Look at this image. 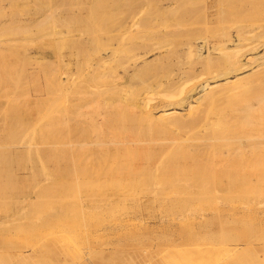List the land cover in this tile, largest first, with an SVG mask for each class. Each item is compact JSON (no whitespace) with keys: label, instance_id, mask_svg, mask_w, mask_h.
Masks as SVG:
<instances>
[{"label":"rangeland","instance_id":"obj_1","mask_svg":"<svg viewBox=\"0 0 264 264\" xmlns=\"http://www.w3.org/2000/svg\"><path fill=\"white\" fill-rule=\"evenodd\" d=\"M196 1L202 2V0H196ZM36 2H38L39 5L40 4L41 5L39 6L38 3L36 4ZM49 4H51L52 6L48 7ZM73 4H74V8L72 6ZM175 4L176 3L169 4L166 0H75V1L68 0V3L67 0H56V1L55 0L52 1L0 0V108H1L0 124L4 122L5 124L8 125V126L6 125V127H8L6 129V132L8 133L13 131L17 133V130L19 129L18 133L21 130V132L24 131L23 133H21L23 136L26 135L27 137H31V139L26 138L25 140L27 141L35 140L34 141L35 144H33V146L35 145L34 149L29 148L33 150L35 156L34 158L33 153H31L32 151L29 150L30 151L29 155L32 154L31 158L32 157L34 158V160L32 158L31 161L30 156L28 157L22 156V155L26 156L27 154L26 152H23L25 151V149H27L26 146L27 141L23 142L25 141L23 140L24 138L23 136L19 135L20 142L19 140H17V142L13 146V148L16 149H13L12 146H9L8 148L7 146L3 145L2 141L5 140V137L7 136L8 133L4 134L5 129L1 130L5 126V124H3L2 127L0 125V134L2 132L1 134L2 137L3 135H5L4 138H2L4 140L0 138L2 147L5 146V148L7 147L8 149H10L11 147V149L14 150V151L11 150L13 152H10L9 150V153L11 158L12 159L14 158L13 162L15 161L13 163L12 159H9L10 156L8 157V154L6 153L4 155L8 157V158L6 157L7 161L9 159V161L11 160L10 162L12 163H7V162L2 163L3 155H0V158L2 159V160L0 159L1 160L0 175L2 174L1 175L2 177L0 176L1 177L0 181L3 183L0 184L1 186L0 189H2V187L5 186V188L2 189L4 192H2V190L0 192L1 194L0 195V264H264V242L263 240L257 241L258 237H264V230H262L263 229L262 227L264 226L259 227L257 222L255 221V217L253 215H249V213H247L246 211L243 210L241 211L240 208H237L235 212L230 211V204H229V199H231L229 195L231 196V194L232 196L235 195L234 198L232 197V199L233 201L237 200V202H239V199H241L242 197L243 198L244 196L247 197L246 195H248L249 200H253L258 196L260 197L264 196V181L259 180L260 182H256L258 179L255 178L256 181H254V179H252L251 177L250 179H248L249 177L248 178L245 177L244 180V176L242 178V176H238V174L237 175L234 174V172H237L239 167L235 168L233 163H231L232 167L236 169L235 171H232L233 172L232 173L230 172L231 168L227 167L228 164L227 165L225 164L226 160L223 161L225 157L226 159L228 158L230 162H232L231 159L235 158L233 162L236 161V164L239 166L240 164H242V162H244L247 159L246 158L247 154L249 160V158H251L250 156L253 154L251 151L254 150V152L256 153L255 149L260 144L261 141H262L261 142L262 145L260 144V147H257V150L261 151V148L262 150H264L263 149L264 147H262L264 146L263 145L264 139L261 138V136L264 135V131L262 132V130H264V125H263L264 115L262 116V114H264L263 112L264 104L262 102H259L258 99L255 97L257 94H261L262 91L264 92L263 89L264 81L262 79V76H258V78L254 76L249 80L250 82L246 81L239 86L236 85L235 87L239 88L237 89V91L239 90L238 92H236L234 86L231 88V90L233 91L231 90L228 92L226 91L229 90L231 86L225 87V88L229 87L226 90L223 87L222 89L224 91L222 92H220L222 90L221 88H219L221 89L220 91H217L219 89L215 90L217 91L216 94L217 99L214 100L216 102L214 104L216 105V107L215 106L213 107V105H211V107L217 108L220 106V108L219 109L217 108L218 112H215L217 110H214L213 111L214 114L211 113L213 115V117L210 118L211 120L204 117L205 120L207 119L211 121V123L208 121L204 122L205 120L201 118L203 116L202 114H205L203 110L205 111V108L206 110L208 108L207 107L208 98L206 100L205 98H203V100L205 101H203L202 99L199 100V101H203L202 103L201 102L199 103V101H197L199 104H203V105H199L197 102L193 101L191 106L190 105L186 106V108L182 110V113L184 115V116L182 115L183 120L185 119V121L187 120V122L188 121L190 122L193 121V119L195 118L197 120V123L199 122V124L186 125L180 127L179 125L177 126L173 124L172 125L167 124L168 126L171 127L172 126H177V127H172V128L167 127L165 129L161 128L160 126L161 123H162L161 125L166 123V121L164 122V119H163L164 123L162 122V120L157 119L156 121H154L155 122L154 124L153 121L152 122L148 121V123L146 122L147 123L146 124L145 123L146 120L143 118L140 112L141 106L140 107H138L137 105L129 106V104L126 103L125 105H128L126 107H128L129 109L128 111L130 113L129 114L127 112L126 114L128 117L132 116L135 123L133 125L126 124L129 126V128L125 130L126 127H123L122 123L120 124L118 123L122 120L124 116H121L122 115L121 111L116 109L115 114H113L114 115L113 117L116 118L115 120H117V123L119 124V126L118 124H116L117 138L118 140H120L119 143L117 144L118 148L116 149V153H119L117 156L118 159L115 161V163L112 161H110L107 164L100 163L98 161L99 151L97 150L99 148L97 146L93 147L94 150L92 151L94 153L90 155V158H92L94 164H92L91 166L93 167V169L96 170L99 176L95 175L97 176L96 177L97 181L92 183L93 186L91 187H93L94 191L92 192L93 195L91 197L79 198L77 196H72V195L68 196L69 193L66 192L67 185L65 183L66 176L64 174L65 171H64V164L62 162L63 160H60L59 158H57L58 160H56L54 155L55 151L62 149L58 152V154L61 152L59 155L62 156L65 152V149H63L64 146L63 144L62 146L58 145L57 147L58 150L54 147V145H52V147L55 150H53V148L51 149V146H49L51 144L48 142H51L50 140L54 139L55 136L59 137V139L61 138L60 139L61 141L64 139L65 125L63 124L64 122H62V120L64 118L63 109H65L64 104L66 103L67 95H66V90H64V86L63 85L61 86L55 77H57L56 74H59L64 69L63 59L66 53V47L64 41L67 39L68 35L94 34L101 36L114 32L115 27L113 26L117 27L118 31L116 30V32H120V33L122 32V34L124 33L125 36L132 34L146 35V36L147 35L154 36L156 34H166V35L170 34L175 36L180 35L183 38V36L186 35L185 32L187 31L186 32L187 36L186 38L184 37V41L179 36L181 39L177 38L174 39L173 41L174 44L177 45L175 46L174 44H172V47H178L177 49H179L182 55L179 54V52L177 54H173V53L166 54L165 50H155L145 55L144 59L142 58L140 61H138L139 66L144 65L146 61L147 63L149 62L151 63H149L150 65L148 64L149 66L147 65L148 68L146 69L148 70V72L145 76L146 77L145 80H142L141 76L131 77L130 90L135 93H139L142 100L147 102L148 105L151 107V109L155 113H157L162 109V105L164 104L163 102V99L165 97L164 95L166 94V89H164L165 86L164 87L160 86L157 83V80H159L160 77H162L161 80L163 81H165L168 78L165 82L169 80H172L173 83L177 82V84L175 85L172 84L173 88L172 87L169 88V90L171 89V93L173 92L176 93L178 91L181 92L182 88L190 89L195 85L193 83H196L195 87H200L199 85L203 84L200 83L201 81L198 79L199 75L194 77L192 72L189 71V73H191L192 75L187 73L188 68L190 67L189 61L192 62L194 58H195L194 60H196V57H194V54L196 53L195 52L191 53L193 54L191 55L193 56V58H190L192 60L187 61V59L190 55V52H188V46L190 43L189 41L191 40V37L189 36L188 33H190V35L193 34L194 37L192 36V39L195 38V36L199 37V35L201 36V34L205 32L203 28L205 27V25L204 23H201V20H199L200 21L199 22L197 21V19L195 20L196 23L194 22V20L193 21L190 20L186 25L185 24L183 26L176 25V20L178 18L180 11L178 6H176ZM161 5L163 6L161 7ZM54 8L56 9V12ZM66 8H68V11H66ZM33 10L35 12H32ZM62 12L64 15H60L61 16L60 17L59 13L62 14ZM48 13L51 16H49ZM52 13H55L56 16H58V19H55L57 17L55 16L54 18ZM72 13H75L76 15L78 14V16L76 15L71 16ZM32 14H37V15H32ZM46 14L48 15L47 17H45ZM74 16H76V18ZM11 18H13L14 24L11 22L12 21ZM18 19L21 20L22 23ZM16 20H18L17 23L14 22ZM8 22L11 24H9ZM23 24L27 26L29 30L27 29V27L25 28ZM22 25L23 28L25 29L22 28ZM112 27L114 28V30ZM109 29L111 30V32H108ZM197 29L199 35H197L198 33ZM192 30L194 31L192 32ZM54 31H56L55 32L56 34L57 32L59 34L61 33L60 35H62L63 37L57 34V36L59 35L60 37L59 36L56 37L58 38V40L55 39L53 35L54 33L52 34V32ZM104 31L107 33H105ZM189 31H191L192 33ZM46 32L48 33V35ZM49 34H52V36ZM176 40H178V42H176ZM181 40L183 44L185 42L186 43L189 42L187 43L188 45L187 46L186 44L183 45ZM10 42L11 43L13 42L15 46ZM179 42H181L180 44L182 46L179 45ZM15 47H18V49ZM185 48L187 49V51ZM186 61L189 64H187ZM200 65L201 64H198L197 68L198 67L202 68V66ZM201 68L199 69L200 71ZM185 69L187 71H185ZM171 72L173 73L171 74ZM185 72L189 77L185 74ZM130 73H132V71ZM202 74H205V72H202ZM202 74H200V78H202L201 77ZM169 75L171 76L168 77ZM203 76H206V74ZM62 77H64V75H62ZM53 78L54 80H52ZM190 78H192V80ZM258 79H260L261 81ZM202 81L204 82V80ZM53 83L57 85L55 86L53 85ZM245 83L247 87L244 85ZM250 83L253 85H249ZM252 86L254 88H252ZM245 87L247 90H249V94L245 89ZM234 90L236 93L239 94L238 95L234 94L235 93ZM255 90L260 92L257 93V91ZM169 92H167V94H169ZM180 92H178L177 94H179ZM254 92L257 94L255 95ZM225 93L227 95H225ZM219 94H220V98H218ZM198 95L199 94H196V96ZM234 95L236 96L234 97ZM225 96L227 98H225ZM250 96L253 99H250L251 98ZM119 103L123 104L124 102H119ZM119 103L116 102L115 105ZM245 104L251 105L248 106L252 108L251 109L252 112L251 110L249 111L248 108H245L246 106ZM242 105L244 110L238 113L237 110L240 109L237 108L239 107L243 109ZM221 107L224 114H222L223 113L222 111L220 112ZM232 109L234 111H232ZM245 109L247 110L245 111ZM258 111L260 114H257ZM232 112L234 113L232 114ZM199 113L202 114L200 115ZM22 114H24L28 119L26 120V117ZM229 115L230 117L228 118ZM22 116H24L23 119L20 118ZM54 116L56 117V119H60L59 120L60 126L53 125L55 123L54 121L51 120L55 119ZM216 117H219V119H217ZM199 118L203 119L204 121L203 120L201 121V119L199 120ZM230 118H232V120H228ZM260 118H262L263 121L262 120L260 121ZM175 119L176 118H174V120ZM212 119H214L215 123H213ZM48 120L49 122H47ZM165 120H167V122L169 120L172 121L173 117L172 120L170 118H166ZM217 120L219 121L221 120V121L219 122ZM222 120L223 122L225 120V122L223 123ZM249 120L252 122L250 123ZM156 122H158L157 125ZM231 122L233 124H230ZM248 122L250 125H248ZM225 123H228L229 125L227 126L226 124L227 126L226 127ZM51 124L52 126L55 127V129L58 127V129H56L55 132H57V130L59 129L61 130L58 131L57 133H53L52 129L54 128L51 127ZM214 124L215 125L219 124V126L217 125L216 127H214L215 126ZM29 125H31L33 128L30 127ZM42 125L43 128L46 125L44 130L42 129ZM221 125L224 127H222ZM140 126H142L143 129ZM229 126L230 128L233 126V128L230 129ZM256 126H259L258 128H261V126H263V128L262 130H260L257 129ZM49 127L50 129H48ZM120 127L123 128L121 129ZM147 127H149L150 129L149 131ZM253 127H255L256 129ZM140 128L142 129V131L144 130L145 132L140 131L141 130ZM132 129L135 131L134 133ZM41 130L43 131V133ZM218 130L219 132H217ZM48 131L50 132L52 131L53 134ZM258 131L260 133H257ZM136 132L138 134H135ZM255 132L257 135H255ZM50 134L51 136H49ZM59 134L61 137L59 136ZM252 134L253 136H251ZM57 137L55 138L58 140ZM258 139H260L261 141H259ZM257 141H259V143ZM44 142H46L47 144H45ZM33 146L31 145V147ZM5 148L4 149L2 148V150H5ZM18 149L21 150V153H19L20 151H18ZM118 149L119 151L117 152ZM126 151H128L129 154ZM183 151L184 153L186 152L187 154L186 153L183 154ZM259 151H257L256 156L259 155L258 153H262ZM1 152L2 151H0V154ZM178 153H181V155ZM38 154L40 155V157L42 156L41 159L39 158ZM235 154L237 157L235 156ZM238 154L240 155L239 157L243 159V161L239 160L240 158L238 157ZM263 154L264 152L260 155ZM12 155H14V157ZM52 155H54V158ZM150 155L152 156L154 155V157ZM175 155L177 156V158L175 157ZM182 155L183 157H188V158L189 156H191L190 157L191 161H192L191 158H193V161L195 162L196 165L192 161L193 162L192 165L193 164L194 165L191 169L196 170L197 173L196 172L194 173L193 172L194 170L191 171L189 169V167L192 166L191 165L188 167V163L191 164L190 161L188 162V160H184L183 157H180L183 158V161L182 159H178L179 158L178 156H182ZM260 155L258 157L256 156L255 157L258 159ZM244 156L246 158L245 160L243 158ZM263 156H261V158ZM164 157L166 158L164 159ZM169 157L172 159H170ZM220 157L224 159L222 160ZM237 158L239 161L237 160ZM251 159L254 160V162L253 161L250 162L256 163L254 157ZM263 159L264 158H262V160ZM24 161H26L27 163ZM176 161H178L179 163H177ZM18 162L20 164H18ZM248 162L249 161H247L246 163L248 164ZM174 163L175 164L177 163L176 165L178 167L180 166L179 168H181V165L183 167H188V168H184V170L181 169L182 170L181 171L180 169H178V167L176 168ZM212 163L215 164V166L213 165L214 167H212ZM184 164L186 165L184 166ZM243 164L240 165V168H244L245 166L248 167L247 164L246 165ZM170 165H172L177 169L175 173L177 171H180L182 173L187 169L186 172L183 173H186L187 175L189 173L190 180L191 178L193 180L191 182L189 181V179L188 180L185 179L186 182L183 181L182 180L183 178L181 177H184L185 176L184 174L181 177L178 176L179 182H177L178 179L176 181L175 177L178 174H175L174 172H173L174 174H172L174 175V179L171 174H169V176L170 175L171 176L169 177L170 179H168L166 177V175L168 174L166 173L169 170L168 167L171 169L172 166L170 167ZM132 166L133 168H135L136 172L139 171L140 172L137 174L138 176L137 175L135 176V178L130 179V177L128 178L126 176L127 178L126 180L125 174L127 171L130 170L129 168H132ZM115 167H117V169ZM213 168L218 170V171L216 170L217 174L214 172L215 169ZM209 169H212L213 172L211 173L212 170L209 171ZM109 170H112L111 171L112 175ZM164 170L166 173L163 172ZM188 170H190L191 173L190 172L187 173ZM232 170L234 169L232 168ZM160 171L162 172L160 173ZM107 172H109L110 174ZM117 172L119 173L121 172V173L117 174ZM200 172H202L201 175L204 174L203 178L201 179L200 176L199 178L198 176H196V174L198 173H199L198 175H200ZM164 173L166 175H164ZM227 173H231V174L229 175ZM122 174L124 176H122ZM192 174L195 177H193ZM232 174H234L235 177L237 178L238 177L242 178V180L239 178L241 181L240 182L239 179L237 180V178L232 176L233 179L237 180V181L234 180L235 183L239 181L237 183V186L234 185L235 183L233 179L230 180ZM109 175L112 176L114 179L113 178L111 179ZM228 175L230 177H228ZM159 176H161V178ZM149 177L152 178L149 180ZM120 178H122V180H120ZM143 178H145L147 181L143 182L142 181ZM129 179L131 180V184ZM229 180L233 181V183L232 182L230 183ZM7 182L8 184L10 183V186L7 184ZM251 182L253 184L255 183V185L253 184L250 185ZM126 183L128 187L130 186L131 187H130V192L128 193L129 195L128 194L127 196L125 195L126 196L125 198L122 197L124 199L121 198L123 200V201L121 200L122 203H119L121 201L118 200V204H117L116 199H115L116 201H114V199L110 198L114 202L112 201L113 204L110 202V207H108L106 203L109 205L108 202L111 200L107 201L108 199L106 200V198L108 197L102 198V196L100 197L99 195L96 194V193H100V191L106 192L110 190L112 187L117 189L116 188L117 185H119L120 187L121 185L122 186H124V184L126 185ZM142 183L143 185H141ZM181 183L184 184L182 185ZM229 183L237 188H240L239 184H242L241 185L242 188L235 189V187L233 186V188L231 189V185ZM14 184H16L17 187ZM34 184L37 186L33 187ZM46 184L50 185L51 187L58 186L59 189L60 186H62L63 188L61 187V190L58 191L56 190L58 188L55 189L54 187L55 193L50 192L47 196V194L45 193H47L48 188H50L49 189L50 191H52L53 188H51ZM133 184H135V186H133ZM113 185L116 186L114 187ZM12 186H14L13 189L16 191L14 194L19 195V193L21 194L23 191V196L26 202H29L31 205H35L36 208H40L38 213L39 216L38 215L35 216L37 214L36 211H38V209L35 208L36 213L34 215V213L31 210H29V208H25L18 205L20 202L15 205H10V206L8 205L7 206L8 209H5L6 204L8 202H11L10 201L11 198L9 197L11 193L5 191L11 189ZM20 187H22V189ZM37 187H39L40 189ZM44 187L47 188L46 192L44 191L46 188L44 190L42 189ZM119 187L118 189L121 188ZM226 187H228L227 188L228 190L226 189ZM16 188H19L20 191L17 190ZM101 189H103L104 191H102ZM180 190L184 195L180 193ZM225 190L227 192H225ZM237 190H243V191H241L242 193L238 191L239 192L238 194ZM39 191H43L44 192L43 194H45L48 198H46L45 196L41 197L43 194L42 192ZM57 191L60 197H62V195L60 194H64L63 197L67 199V201H65L64 199L61 200L66 203L67 205L66 209L69 210L68 212V210L66 211V209H64L63 213L66 211L68 212V215L66 213L62 214L64 216L58 217L61 218L59 221L56 218L57 216L61 215L57 213L58 211H60V209L58 208L59 210L58 211L56 210L57 211L56 213L59 215L56 214L55 216V211L52 212L54 207L50 206L52 207V211L50 210L49 214L55 216L54 218L55 220L53 219V216H51L52 218L51 219L48 214L45 213L44 214L45 216L49 217V219L47 218V220L49 221L53 220L56 222L48 223L49 221L46 220L47 221L45 222L46 228L44 224L43 225L44 229L41 227L42 229L39 228L41 229V232H37L35 221L37 220L40 221L41 219L39 218L41 217V215H43L42 212L46 210L44 209L43 211V208L41 209V206H44L45 208L47 204L51 205V203L50 204L47 203L48 202L47 199H49V196L50 198L56 196ZM62 191L63 193H61ZM67 191L69 190L67 189ZM2 193L4 194V196ZM5 193L8 194V198H6L7 202L5 201V198H2L5 197ZM191 193L194 195V197ZM225 193H227V195ZM128 196H130L131 199L130 197L127 198ZM133 196L135 199H132ZM44 198H46L45 199L46 205L44 203L45 202ZM55 198L58 199L57 196L54 197V199ZM126 198L128 199V201ZM54 199L52 201H54ZM101 199H103V201ZM58 200H55L56 204H58L57 202L62 203L61 200L60 201ZM99 200L100 203H98ZM104 200L107 201L104 204L107 206V209H105L106 207L102 203L105 202ZM54 202H52L53 206H56ZM138 203L140 204L139 208L141 212L139 210V212L137 211L136 213L137 215L136 214L134 215L133 211L134 208L138 205ZM116 204L117 205L120 204V206L123 204V206L121 207L124 209H121L119 212L118 210L121 207L117 206ZM188 204L191 205L189 206V208H187ZM100 205L104 206L105 208L104 209L102 207L100 208ZM113 205L114 208L117 206V208L119 209H116L117 211L113 210L114 209L112 208ZM97 206L99 211H102V213L103 210H105L104 212H106V210L109 211L103 214L104 217L105 215H109L108 213H111V211L112 213L114 211H115L114 213L118 212V214L116 216L115 214L114 216H108V217L106 216V220L104 223L103 221H101L102 215L99 216V214L101 213H97L98 211ZM185 206L187 209L184 208ZM36 217L38 218L37 220ZM41 222H44V219L41 220ZM58 222L61 223V226L60 224L57 226L54 225ZM101 223L104 224L101 225ZM62 224L66 225L65 227L67 228L64 229L68 230L67 233L65 232V230L63 231ZM52 225L53 227H50ZM47 226L50 228H47ZM57 228L59 229L56 230ZM48 229H50L51 231ZM52 229H54L53 233L57 231L59 233L60 231H62L65 235H61L62 232H60L61 236L58 233H56L58 235V237H56L57 235L56 234L53 235ZM42 231L46 232V235L42 234L43 233ZM219 235H222L223 237ZM135 236L139 237L138 240L134 239ZM61 237L64 238L67 237L68 240L66 238L63 239V240H67V242L62 241ZM221 238L225 239L228 243L225 245V243H223V241L225 240ZM232 238L233 240L235 239V241H233ZM237 240H240V242H238L237 247H241L242 252L239 253L238 250L237 252L239 254L236 252H234L235 253L234 254L231 251L229 253L228 252L229 250L225 248H227L230 243L231 244L237 243ZM248 240H254L255 242L257 241L259 242V244H255L254 246L250 245L249 247L245 243ZM31 243L33 244L32 246ZM21 245H25L24 253L22 255H19L16 251L22 248ZM224 245L227 247H224ZM222 247L224 249H221ZM244 247H246L247 249L243 250Z\"/></svg>","mask_w":264,"mask_h":264},{"label":"bare ground","instance_id":"obj_2","mask_svg":"<svg viewBox=\"0 0 264 264\" xmlns=\"http://www.w3.org/2000/svg\"><path fill=\"white\" fill-rule=\"evenodd\" d=\"M41 1H43V0H41ZM50 1H52V0H50ZM56 1V0H55ZM75 1V0H74ZM169 4H172V3H176L175 5L176 6H178V8H179V15H178V18H177V20H176V25H181V26H183L184 24L186 25V24H188V22L191 20V21H193L194 20V22H195V20L197 19V21H199V20H201V23H204V25H205V27H203L204 28V30H205V32H203L202 34H201V32H200V34H201V36L199 35V32H198V29H197V35H199V37H197V36H195V38H193L192 39V36H193V34H191L190 35V33H188L189 34V36L191 37V40L189 41V42H187V43H189V46H188V52H190V55H189V57H188V59H187V61L188 60H192V59H190V58H193V56H191V55H193V54H191V53H196V54H194V57H196V60H192V62L191 61H189L190 62V67L188 68V71L185 69V71H187V73H189V71L190 72H192L193 73V75H194V77L195 76H198L199 75V77H198V79L201 81L200 83H203V84H201V85H199L200 87H195V85H196V83H193V84H195L193 87H191L190 89H187V88H185V89H183L182 88V91L180 92V91H178V92H180L179 94H177L178 92H173V93H171V89L169 90V88L170 87H172V84L173 85H175V84H177V82L176 83H173V81L172 80H169V81H167V82H165V81H163V80H161V78L162 77H160V79L159 80H157V83H158V85H160V86H165L164 87V89H166V94L164 95L165 97H164V99H163V102H164V104L162 105V109L160 110V111H158L157 113H155L152 109H151V107L148 105V103L147 102H145L144 100H142V98L140 97V94L139 93H135V92H133V91H131L130 90V80H131V77L132 76H141V79L142 80H145V76H146V74H147V72H148V70L146 69V68H148V66L150 65L149 63H151V62H149V63H147V61L145 62V64L144 65H142V66H139L138 64V61H140L142 58L144 59V56L145 55H147V54H149L150 52H153V51H155V50H165V53L166 54H169V53H173V54H177L178 52H179V54H181L182 55V53H180V51H179V49H177L178 47H172V44H174V39H177V38H179V39H181L182 38V36H175V35H170V34H156V35H154V36H151V35H138V34H136V35H126L125 36V34L123 33L122 34V32L120 33V32H116V30L118 31V29H117V27L116 26H113V27H115V30H114V28H113V30H114V32H111V30L109 29V31L108 32H111V33H108V34H105V35H101V36H98V35H94V34H72V35H68L67 36V39L64 41L65 43V47H66V53H65V55H64V59H63V62H64V69H63V71L62 72H60L59 74H56L57 75V77H55L57 80H58V83L62 86H64V90H66V95H67V97H66V103L64 104L65 106V109H63L64 110V118H63V120H62V122H64L63 124L65 125L64 127H65V132H64V139L61 141L60 139H59V137H57V136H55V134H54V136L55 137H57L58 138V140L54 137V139H52V140H50L51 142H48V143H50L51 145H49V146H51V149L53 148L52 147V145H54V147L57 149V147H58V145H61L62 146V144H63V146L65 147H63V149H65V152H64V154L61 156V155H59L58 154V152L60 151V150H62V149H60V150H58V151H55L54 152V155H55V159L56 160H58L57 158H59L60 160H63L62 162H63V164H64V174H65V179H66V188L69 190V191H67V189H66V192H68L69 194H68V196H70V195H72V196H77V197H79V198H83V197H91L93 194H92V192L94 191V189H93V187H91V186H93L92 185V183H94L95 181H97V176H99V174L96 172V170L95 169H93V167L91 166L92 164H94V162H93V160H92V158H90V155H92V153H94L92 150H94L93 149V147L94 146H97L99 149H97L98 151H99V153H98V161L100 162V163H109L110 161H112V162H114L115 163V161L118 159V154L119 153H116V149L118 148L117 147V144L119 143V141L120 140H118V138H117V132H116V127H117V125L116 124H120V123H122V126L123 127H126L125 128V130H127L128 128H129V126L128 125H126V124H129V125H133L135 122H134V119H133V117L131 116V117H128L127 116V112L129 113V109H128V107H126V106H128V105H125L126 103L127 104H129V106L130 105H137L138 107H140L141 106V108H140V112H141V114H142V116H143V118L146 120L145 121V123L147 122L148 123V121H153V124L155 123L154 121H156L157 119H160V120H162V122H163V119H164V122L166 121V123H164L163 125H161L160 124V126H161V128H170L171 126H168V125H179V127L180 126H186V125H195V124H199V122L197 123V120L194 118L193 119V121H188L187 122V120L185 121V119L183 120L182 119V117L184 116L183 115V113H182V110L183 109H185L186 108V106H191L192 105V103H193V101H195V102H197V101H199V100H203V98H205V100L207 99V101H208V104H207V110H206V108H205V111L203 110V112L205 113V114H202L203 116L201 117V118H203L204 120H205V118L204 117H206L207 119H210L211 117H213V115L211 114V113H213V111L214 110H217V108L219 109L220 108V106L219 107H217V108H213L214 106L216 107V105H214L216 102L214 101L215 99H217V91H220L223 87L225 88V87H227V86H231L230 88H229V90H226V89H228V88H225V90L228 92V91H230L231 90V88L234 86V89H236V92H238L237 91V89H239V88H236L235 86L236 85H241L242 83H244V82H248L252 77H254V76H256L257 78H258V76H262V79H263V81H264V78H263V75H264V0H202V2H200V1H196V0H166ZM40 2V1H39ZM58 2V1H57ZM61 2H63V1H61ZM38 2H36V4H37ZM42 3V2H41ZM45 3V2H44ZM60 3V2H59ZM67 3H68V0H67ZM75 3V2H74ZM48 4V3H47ZM54 4V3H53ZM57 4V3H56ZM38 5H39V3H38ZM41 5V4H40ZM39 5V6H40ZM61 5H63V4H61ZM68 5V4H67ZM44 6V5H43ZM50 6H52L51 4H49V6L48 7H50ZM66 6V5H65ZM64 6V7H65ZM73 6V8H74V4L72 5ZM163 5H161V7H162ZM35 7H37V6H35ZM57 7H59V6H57ZM30 8V7H29ZM39 8V7H38ZM41 8V7H40ZM47 8V7H46ZM60 8H61V6H60ZM72 8V9H73ZM42 9V8H41ZM44 9V8H43ZM55 9V8H54ZM53 9V10H54ZM50 10V9H49ZM53 10H52V12H53ZM65 10V9H64ZM42 11V10H41ZM41 11H39V12H41ZM51 11V10H50ZM66 11H68V8H66ZM32 12H35L34 10L32 11ZM55 12H56V9H55ZM58 12V11H57ZM74 12V11H73ZM61 13V12H60ZM59 13V16L60 15H64L63 14V12H62V14H60ZM76 13V12H75ZM75 13H72L71 14V16L72 15H76ZM51 14V13H50ZM53 14V16H54V18H55V16H56V14L55 13H52ZM55 14V15H54ZM58 14V13H57ZM161 14H163V13H161ZM5 15H7V14H5ZM29 15V14H28ZM32 15H37V14H32ZM48 15H49V13H48ZM47 14L45 15V17H47L48 16ZM40 16V15H39ZM49 16H51V15H49ZM70 16V17H71ZM76 16H78V14L76 15ZM76 16H74L75 18H76ZM31 17V16H30ZM57 18H55V19H58V16H56ZM61 17V16H60ZM59 17V18H60ZM66 17V16H65ZM65 17H63V18H65ZM79 17H80V15H79ZM33 18H34V16H33ZM53 18V17H52ZM53 18V19H54ZM69 18V17H68ZM73 18V17H72ZM78 18V17H77ZM192 18V19H191ZM12 19V23H13V18H11ZM44 19V18H43ZM62 19V18H61ZM60 19V20H61ZM19 20V19H18ZM18 20H16V21H14L15 23H17V21ZM65 20V19H64ZM20 22H21V20H19ZM40 21H41V19H40ZM53 21V20H52ZM57 22V21H56ZM193 22V23H194ZM200 22V21H199ZM9 23V22H8ZM19 23V22H18ZM22 23V22H21ZM196 23V22H195ZM9 24H11V23H9ZM14 24V23H13ZM24 25V24H23ZM23 25H22V28H23ZM203 25V24H202ZM9 26V25H8ZM25 26V25H24ZM27 26H25V28H26ZM30 27V26H29ZM53 27V26H52ZM120 27H121V24H120ZM20 28H21V26H20ZM25 28H23V29H25ZM111 28V27H110ZM201 28V27H200ZM27 29H28V27H27ZM55 29V28H54ZM202 29V28H201ZM6 30V29H5ZM22 30V29H21ZM20 30V31H21ZM29 30V29H28ZM50 30V29H49ZM112 30V31H113ZM120 30V29H119ZM186 30H187V28H186ZM26 31V30H25ZM106 31V30H105ZM104 31V32H105ZM194 30H192V32H193ZM200 31V30H199ZM56 31H54V32H52V34L54 35V37H55V39H57L58 40V38H56V37H58L60 34L57 32V34H59L58 36H57V34L55 33ZM104 32H103V34H104ZM187 32V31H186ZM185 32V36H183V41H184V37L186 38V36H187V33ZM189 32H191V31H189ZM191 32V33H192ZM47 33V32H46ZM105 33H107V32H105ZM52 34H49V35H51L52 36ZM196 34V33H195ZM194 34V35H195ZM47 35H48V33H47ZM56 35V36H55ZM61 37H63L62 35H60ZM59 36V37H60ZM13 37V36H12ZM176 37V38H175ZM194 37V36H193ZM10 39V38H9ZM178 39V40H179ZM178 40H176V42H178ZM188 41V40H187ZM181 42H182V40H181ZM181 42H179V45H181L180 43ZM11 43V42H10ZM9 43V44H10ZM15 43V42H14ZM186 42L184 43V44H186V46L188 45ZM11 44H13V42L11 43ZM182 44H183V42H182ZM183 44V45H184ZM14 46H15V44H13ZM12 45V46H13ZM175 45V44H174ZM177 45V44H176ZM175 45V46H176ZM182 46V45H181ZM7 47V46H6ZM10 47V46H9ZM13 48V47H12ZM15 48H17L18 49V47H15ZM44 48V47H43ZM43 48H42V50H43ZM10 49V48H9ZM16 49V50H17ZM186 49V48H185ZM44 51H46V50H44ZM182 51V50H181ZM184 51V50H183ZM186 51H187V49H186ZM206 53V54H205ZM184 54H185V52H184ZM186 55H187V53H186ZM186 61V62H187ZM149 64V65H148ZM187 64H189L188 62H187ZM187 64H186V66H187ZM198 64H201L200 66H202V68H201V71L199 70L200 68L198 67L197 68V66H198ZM62 65V64H61ZM148 65V66H147ZM184 65H185V63H184ZM183 66V65H182ZM186 66H184V67H186ZM146 69V70H145ZM132 71V73H130ZM180 71V70H179ZM183 71V70H182ZM199 71H200V74H202V72H205V74H206V76H203V75H205V74H202V78H200V74H199ZM173 72H171V74H172ZM179 73V72H178ZM131 74H133V75H131ZM184 74V73H183ZM185 74H186V72H185ZM189 74H191V73H189ZM62 75H64V77H62ZM187 75V74H186ZM192 75V74H191ZM171 75H169L168 77H170ZM182 76V75H181ZM188 76V75H187ZM189 77V76H188ZM204 77V78H203ZM192 78H193V76H192ZM192 78H190L191 80H192ZM261 78V77H260ZM171 79V78H170ZM204 80V82L202 81V80ZM52 80H54V78L52 79ZM174 80V79H173ZM258 80H260V79H258ZM257 80V81H258ZM261 81V80H260ZM262 81V82H263ZM51 82H53V81H51ZM56 82V81H55ZM194 82V81H193ZM250 82V81H249ZM252 82V81H251ZM259 82V81H258ZM253 83V82H252ZM254 84V83H253ZM253 84H249V85H253ZM259 84V83H258ZM262 84V83H261ZM260 84V85H261ZM53 85H57V84H55V83H53ZM59 85V86H60ZM245 86H246V83L244 84ZM257 85V84H256ZM247 87V86H246ZM246 87H245V89H246ZM168 88V89H167ZM173 88V87H172ZM199 88V89H198ZM219 88H221V89H219ZM252 88H254L253 86H252ZM217 89H219V90H217ZM249 89V88H248ZM260 89V88H259ZM264 89V88H263ZM215 90H217V91H215ZM247 90V89H246ZM170 91V92H169ZM215 91V92H214ZM222 91H224L223 89L220 91V92H222ZM225 91V92H226ZM231 91H233V90H231ZM255 91H257V90H255ZM261 91H262V88H261ZM35 92V91H34ZM167 92H169V94H167ZM226 92V93H227ZM234 92H235V90H234ZM233 92V93H234ZM234 93V94H239V93ZM247 92H248V94H249V90H247ZM260 91H257V93H259ZM215 93V94H214ZM219 93V92H218ZM225 93V95H227ZM230 93V92H229ZM257 93H255L254 92V94L256 95ZM173 94H176V95H173ZM196 94H199L198 96H196ZM222 94V93H221ZM253 94V93H252ZM179 95V96H178ZM244 95V94H243ZM177 98H176V97ZM196 96V97H195ZM232 96V95H231ZM236 95H234V97H235ZM167 97V98H166ZM223 97H224V94H223ZM229 97V96H228ZM251 97V96H250ZM257 99H258V101L259 102H262L263 104H264V92L262 91V93L261 94H257L256 96H255ZM218 98H220V94H219V97ZM225 98H227L226 96H225ZM250 99H253L252 97L250 98ZM205 100H203V101H205ZM203 101H199V103L201 102H203ZM206 101V102H207ZM213 101H214V103H213ZM220 101V100H219ZM219 101H217V102H219ZM252 101V100H251ZM253 101H255V100H253ZM116 102H124L123 104H121V103H119V104H116L115 105V103ZM198 103V102H197ZM198 103V104H199ZM245 103V102H244ZM261 104V103H260ZM262 104V105H263ZM199 105H203V104H199ZM211 105H213V107H211ZM234 105V104H233ZM232 105V106H233ZM246 105V104H245ZM244 105V106H245ZM249 106H251L250 104H248ZM248 105H246L245 106V108H248V110L250 111L252 108L251 107H249ZM230 106H231V104H230ZM255 106V105H254ZM226 107V106H225ZM234 107V106H233ZM256 107V106H255ZM229 108V107H228ZM231 108V107H230ZM242 108H243V105H242ZM250 108V109H249ZM263 108H264V106H263ZM1 109V108H0ZM23 109V108H22ZM60 109V108H59ZM116 109L117 110H119V111H121V113H122V115L121 116H124L123 118H122V120L120 121V120H118V121H120V122H118L117 123V120H115L116 118H114L113 116V114H115V111H116ZM236 109V108H235ZM237 109H240V110H237L238 111V113L240 112V111H242V110H244V108L243 109H241V108H237ZM253 109H255V108H253ZM262 109V108H261ZM56 110V109H55ZM58 110V109H57ZM127 110V111H126ZM227 110V109H226ZM247 109H245V111H246ZM258 110V109H257ZM259 110H260V108H259ZM263 110V109H262ZM2 111V110H1ZM126 111V112H125ZM223 112V110H222V107H221V110H220V112ZM230 111H231V109H230ZM232 111H234L233 109H232ZM255 111V110H254ZM254 111H253V113H254ZM124 112V113H123ZM215 112H218V110L217 111H215ZM251 112H252V110H251ZM261 112V111H260ZM263 112H264V110H263ZM229 113V112H228ZM228 113H226V114H228ZM234 112H232V114H233ZM253 113H252V115H253ZM256 113V112H255ZM262 113V112H261ZM26 114V113H25ZM28 114V113H27ZM130 114V113H129ZM128 114V115H129ZM200 114V113H199ZM198 114V115H199ZM200 114V115H201ZM214 114V113H213ZM219 114V113H218ZM221 114V113H220ZM222 114H224V112L222 113ZM231 114V113H230ZM231 114V115H232ZM241 114H242V112H241ZM257 114H260L259 113V111H258V113ZM22 115H24V114H22ZM120 115V114H119ZM183 115V116H182ZM215 115H216V113H215ZM254 115H256V114H254ZM264 114H262V116H263ZM20 116V115H19ZM25 116V115H24ZM24 116H22V117H20V118H22L23 119V117ZM57 116V115H56ZM60 116V115H59ZM222 116V115H221ZM226 116V115H225ZM260 116V115H259ZM26 117V116H25ZM29 117V116H28ZM55 117V116H54ZM116 117H117V115H116ZM172 117H173V120H172ZM223 117V116H222ZM230 117V115L228 116V118ZM58 118V117H57ZM118 118H119V116H118ZM142 118V119H143ZM166 118H170L172 121H168L167 122V120H165ZM174 118H176L175 120H174ZM198 118V117H197ZM201 118H199V120L201 119ZM217 119H219V117H216ZM224 118V117H223ZM222 118V119H223ZM28 118L26 117V120H27ZM53 119V118H52ZM203 119H201V121L203 120ZM203 120L204 122H206V121H208V122H210L211 123V121H209V120ZM225 119V118H224ZM264 119V118H263ZM59 120L60 119H56V117H55V119L54 120H51V121H54V123L55 124H53V125H58V126H60L59 125ZM211 120V119H210ZM228 120H232V118H230V119H228ZM228 120H226V121H228ZM235 120V119H234ZM245 120V119H244ZM262 120V118H260V121ZM51 121H50V123H51ZM115 121H116V123H115ZM200 121V122H201ZM212 121H213V123H215L214 122V119H212ZM217 121H219V120H217ZM216 121V122H217ZM221 121V120H220ZM219 121V122H220ZM247 121V120H246ZM250 121V120H249ZM263 121V120H262ZM37 122V121H36ZM35 122V123H36ZM40 122V121H39ZM39 122H38V124H39ZM47 122H49V120L47 121ZM61 122V121H60ZM144 122V121H143ZM161 122V121H160ZM222 122H223V120H222ZM224 122H225V120H224ZM223 122V123H224ZM228 122H230V121H228ZM252 121H250V123H251ZM254 122V121H253ZM142 123V122H141ZM146 123V124H147ZM157 123L158 122H156V125H157ZM212 123V124H213ZM256 123V122H255ZM255 123H254V126H255ZM3 124H5L4 122L2 123V124H0L1 125V127H2V125ZM24 124V123H23ZM37 124V123H36ZM46 124V123H45ZM47 124H49V123H47ZM61 124V123H60ZM119 124H118V126H119ZM143 124V123H142ZM141 124V125H142ZM152 124V123H151ZM168 124V125H167ZM220 124V123H219ZM219 124H214L215 126L214 127H216L217 125L219 126ZM226 124H227V126L229 125L228 123H225V126H226ZM230 124H233L232 122L230 123ZM239 124V123H238ZM244 124H246V123H244ZM6 125L7 124H5V128L3 127L1 130H3V129H5V132H4V134H6V133H8V132H6V129L8 128V127H6ZM155 125V126H156ZM165 125V126H164ZM223 125V124H222ZM221 125V126H222ZM248 125H250L249 124V122H248ZM247 125V126H248ZM262 125V124H261ZM264 125V124H263ZM8 126V125H7ZM27 126V125H26ZM25 126V127H26ZM30 127H32L31 125H29ZM46 126V125H45ZM45 126H44V128H43V125H42V129L44 130L45 129ZM148 126H149V124H148ZM162 126H164V127H162ZM177 126H172V127H177ZM221 126H220V128H221ZM226 126V127H227ZM231 126V125H230ZM230 126H229V128H230ZM239 126V125H238ZM37 127V126H36ZM39 127V126H38ZM51 127H53L54 129H52L53 130V133H57L58 131H60L61 129H59V130H57V132H55V130L56 129H58V127L55 129V127L54 126H52V124H51ZM122 127V128H123ZM141 128H142V126H140ZM171 127V128H172ZM222 127H224V126H222ZM251 127V126H250ZM257 127V129H260V130H262V128H263V126H261V128H258L259 126H256ZM33 128V127H32ZM47 128V127H46ZM121 128V127H120ZM121 128V129H122ZM140 128V129H141ZM148 128V131L150 130L149 129V127H147ZM231 128H233V126L231 127ZM230 128V129H231ZM242 128H244V127H242ZM249 128V127H248ZM253 128H255V127H253ZM48 129H50V127L48 128ZM138 129V128H137ZM143 129V128H142ZM142 129L140 130V131H142ZM224 129V128H223ZM244 129H246V128H244ZM256 129V128H255ZM19 130V129H18ZM18 130H17V133L15 132V131H13V132H10V133H8L7 134V136L5 137V140L4 139H2V138H4V136L5 135H3V137H2V132H1V134H0V138L2 139V140H4V141H2V143H3V145H5V146H7L8 148H9V146H12V148H13V146L15 145V143L17 142V140H19V137L20 136H23L21 133H23V132H21V130H20V132L18 133ZM25 130H27V129H25ZM32 130H34V129H32ZM31 130V131H32ZM38 130V129H37ZM47 130V129H46ZM62 130H63V128H62ZM130 130V129H129ZM133 130V129H132ZM131 130V131H132ZM220 130V129H219ZM219 130L217 131V132H219ZM239 130V129H238ZM243 130V129H242ZM30 131V132H31ZM42 131V130H41ZM144 131V130H143ZM142 131V132H143ZM228 131V130H227ZM247 131V130H246ZM264 130H262V132H263ZM29 132V131H28ZM48 132H50V131H48ZM62 132V131H61ZM60 132V133H61ZM135 131L133 130V133H134ZM141 132V133H142ZM145 132V131H144ZM221 132V131H220ZM225 132H226V129H225ZM234 132V131H233ZM33 133H34V131H33ZM39 133H40V130H39ZM42 133H43V131H42ZM50 133H52V131L50 132ZM52 133V134H53ZM147 133V132H146ZM222 133H224V132H222ZM236 133V132H235ZM257 133H260L259 131L257 132ZM25 134H26V131H25ZM31 134V133H30ZM38 134V133H37ZM135 134H138L137 132L135 133ZM145 134V133H144ZM150 134V133H149ZM262 134V133H261ZM20 135V136H19ZM57 135V134H56ZM63 135V134H62ZM142 135V134H141ZM146 135V134H145ZM218 135H220V134H218ZM255 135H257L256 134V132H255ZM29 136V135H28ZM39 136H41V135H39ZM47 136V135H46ZM49 136H51V134L49 135ZM59 136H60V134H59ZM222 136V135H221ZM251 136H253V134L251 135ZM259 136V135H258ZM257 136V137H258ZM262 136H264V135H262ZM261 136V138H263L264 139V137H262ZM24 137V138H23ZM22 138H23V140H25L26 138H29V139H31V137H27L26 135L25 136H23ZM61 137V136H60ZM63 137V136H62ZM143 137V136H142ZM8 138V139H7ZM33 138V137H32ZM42 138V137H41ZM47 138V137H46ZM139 138V137H138ZM221 138V137H220ZM219 138V139H220ZM250 138V137H249ZM7 139V140H6ZM21 139V138H20ZM35 139V138H34ZM48 139V138H47ZM216 139H218V138H216ZM223 139V138H222ZM225 139V138H224ZM257 139V138H256ZM202 140H205V139H202ZM207 140V139H206ZM259 141H261L260 139H258ZM27 140H25V141H23V142H26ZM35 141V140H34ZM34 141H27L26 143H24V144H26V146H27V149H25V151H23V152H26L25 154H26V156L25 155H22V156H24V157H28V156H30V160L32 161V158L34 157L35 158V156H34V153H33V150H31V149H29V148H33L34 149V146H33V144H35V142ZM254 141V140H253ZM259 141H257L258 143H259ZM19 142H20V140H19ZM23 142H22V144H23ZM34 142V143H33ZM38 142H40V141H38ZM37 142V143H38ZM42 142V141H41ZM204 142V141H203ZM256 142V143H257ZM262 142V141H261ZM261 142H260V144H261ZM45 144H47L46 142H44ZM257 143V144H258ZM264 143V142H263ZM253 144V143H252ZM260 144L257 146V147H260ZM0 151H2L1 152V154L0 155H3V160H2V163L3 162H7V163H12L13 162V159L11 158V156H10V153H9V150H10V152H13L14 150L13 149H16V148H13V149H11V147H10V149H8L7 147L5 148V146L4 147H2V144H1V142H0ZM18 145H19V143H18ZM31 145L33 146V147H31ZM262 145V144H261ZM264 145V144H263ZM17 146V145H16ZM37 146V145H36ZM42 146V145H41ZM242 146V145H241ZM252 146V145H251ZM254 146V145H253ZM4 149L5 148V150H2V148ZM20 147V146H19ZM257 147H256V149H255V151H256V153H257V151H259V150H257ZM262 147H264V146H262ZM37 148V147H36ZM36 148H35V150H36ZM39 148V147H38ZM254 148V147H253ZM6 149H8V150H6ZM44 149V148H43ZM259 149V148H258ZM264 149V148H263ZM11 150H13V151H11ZM29 150H31L32 152L31 153H33V157L31 158V156H32V154L31 155H29L30 154V151ZM35 150H34V152H35ZM41 150V149H40ZM39 150V151H40ZM53 150H55L54 148H53ZM242 150V149H241ZM251 150H253V149H251ZM6 151H8V152H6ZM16 151V150H15ZM18 151H20L19 153H21V150H19L18 149ZM17 151V152H18ZM28 151H29V153H28ZM52 151V150H51ZM64 151V150H63ZM119 151V149L117 150V152ZM131 151V150H130ZM244 151H246V150H244ZM250 151V150H249ZM4 152V153H3ZM43 152V151H42ZM127 153H128V151H126ZM182 152V151H181ZM253 154L250 156L251 158H253L254 157V159L256 160V163H253L254 162V160H252L251 158H249V160H248V154L246 155V158H245V156L243 157L244 158V160L246 159L247 161H253V162H248V164L245 162H242V164L244 163L245 165L247 164L248 165V167H244V168H240V165H242V164H240L239 166L236 164V161L235 162H233V160L235 159V158H233V159H231L232 160V162H230L229 160H228V158L226 159V157H225V159L224 158H221L223 161H225V164L227 165L228 164V166L227 167H230L229 169H230V172H232V171H235L236 169V167H239L238 168V170H237V172H234V174H238V176H242V178H243V176H244V180H245V177L246 178H248V179H250V177L252 178V179H254V181H256V179H258L256 182H260V181H264V159L262 160V158H264V154L263 155H260V154H262L263 152H264V150H262V148H261V151H259V152H262V153H258L259 155H260V157L258 158V159H260V160H258L256 157H258V156H256V153L254 152V150L253 151H251ZM8 154V157H9V159H12V162H10L9 161V159H8V161H7V156H5L4 154ZM53 153V152H52ZM186 153V152H185ZM184 153V151H183V154H185ZM244 153V152H243ZM13 154V153H12ZM43 154V153H42ZM46 154V153H45ZM117 154V155H116ZM129 154V153H128ZM133 154H134V152H133ZM178 154H180L181 155V153H178ZM177 154V155H178ZM187 154V153H186ZM231 154V153H230ZM240 154V153H239ZM238 154V157L241 155H239ZM246 154V153H245ZM250 154V153H249ZM39 155V154H38ZM37 155V156H38ZM54 155H52L53 156V158H54ZM136 155V154H135ZM134 155V156H135ZM215 155V154H214ZM213 155V156H214ZM244 155V154H243ZM254 155V156H253ZM13 157H14V155H12ZM15 156H17V155H15ZM45 156H48V155H45ZM61 156V157H60ZM132 156V155H131ZM150 156H152V155H150ZM187 156H189V155H187ZM229 156V155H228ZM235 156H236V154H235ZM234 156V157H235ZM242 156V155H241ZM256 156V157H255ZM261 156H263L262 158H261ZM6 159H5V158ZM50 157V156H49ZM152 157H154V155L152 156ZM175 157L177 158V156L175 155ZM179 158L178 159H182V161H183V158H184V160H188V162L190 161L191 162V164L190 163H188L187 161V163H188V167L189 166H191L192 165V163L194 162L193 161V158H191L192 159V161L190 160V157L191 156H189V158L188 157H183V155L182 156H178ZM180 157H183V158H180ZM223 157V156H222ZM230 157H232V156H230ZM229 157V158H230ZM237 157V156H236ZM34 158H33V160H34ZM37 158V157H36ZM39 158L41 159L42 158V156L40 157V155H39ZM44 158V157H43ZM131 158V157H130ZM166 157H164V159H165ZM170 158V157H169ZM218 158H219V156H218ZM240 159L239 160H242L243 161V159H241V157H239ZM22 159H24V158H22ZM29 159V158H28ZM28 159H25V160H28ZM39 159V160H40ZM45 159V158H44ZM134 159H135V157H134ZM133 159V160H134ZM170 159H172V158H170ZM210 159V158H209ZM251 159V160H250ZM1 160H0V162H1ZM4 160H6V161H4ZM49 160V159H48ZM211 160H213V159H211ZM237 160H238V158H237ZM238 160V161H239ZM262 160V161H261ZM31 161H28V162H31ZM130 161V160H129ZM172 161V160H171ZM181 161V162H182ZM221 161V160H220ZM222 161V162H223ZM228 161H229V163H228ZM257 161H261L260 163L259 162H257ZM15 162V161H14ZM13 162V163H14ZM24 162H26V161H24ZM34 162V161H33ZM118 162V161H117ZM132 162V161H131ZM177 163H179L178 161H176ZM212 162V161H211ZM216 162V161H215ZM241 162V161H240ZM27 163V162H26ZM59 163V162H58ZM173 163V162H172ZM171 163V164H172ZM176 163V164H177ZM219 163V162H218ZM231 163H233V165H234V167H232V164ZM252 163V164H251ZM18 164H20L19 162H18ZM23 164H25V163H23ZM113 164V163H112ZM117 164V163H116ZM133 164V163H132ZM175 163H174V165L176 166V168L178 167L177 165H176ZM181 164V163H180ZM194 164H195V162H194ZM193 164V165H194ZM224 164V165H225ZM239 164V163H238ZM243 164V165H244ZM249 164H251V165H249ZM6 165V164H5ZM186 164H184V166H185ZM193 165L191 166V167H189V169L192 171V170H194V169H191L192 167H193ZM196 165V164H195ZM215 166V164H213L212 163V167H214ZM235 165H237V166H235ZM118 166V165H117ZM172 165H170V167H171ZM258 166V167H257ZM260 166V167H259ZM180 167V166H179ZM178 167V169H183L184 170V168H188V167H183L182 165H181V168H179ZM183 167V168H182ZM116 169H117V167H115ZM175 167H171V169L168 167V171H167V173L165 172V170L163 171V172H165L166 174H168V175H166L165 173H164V175H166V177L168 178V179H170L169 177L172 175V174H174L175 173V171L177 170ZM195 168V167H194ZM216 168V167H215ZM215 168H213V169H215ZM232 168L234 169V170H232ZM111 169H113V168H111ZM121 169V168H120ZM119 169V170H120ZM131 171H130V170ZM128 170L129 171H127L126 172V174H125V178H126V176L129 178L130 177V179L131 178H135V176L140 172H136L135 171V168H133V166H132V168H129ZM124 170H125V168H124ZM187 170V169H186ZM186 170L185 171H183V172H186ZM190 170H188L187 171V173L188 172H190ZM212 169H209V171H211ZM217 169H215V173L217 174V171H216ZM110 171V173H111V171L112 170H109ZM182 171V170H181ZM198 171V170H197ZM240 171V172H239ZM142 172V171H141ZM162 171H160V173H161ZM174 172V173H173ZM179 172V173H178ZM181 173L180 171H177L175 174H178V175H176V177H175V179H176V181H177V179H178V176L179 177H181L182 175H184L185 174V176L184 177H181V178H183L182 180L183 181H185L186 182V180L185 179H189V181L191 182L193 179L191 178V180H190V177H189V173H188V175L186 174V173ZM194 173L196 172V170H194L193 171ZM213 172V170L211 171V173ZM229 172V171H228ZM2 173V172H1ZM97 173V174H96ZM107 173H109V172H107ZM109 173V174H110ZM119 172H117V174H118ZM121 173V172H120ZM119 173V174H120ZM125 173V172H124ZM145 173V172H144ZM191 173V172H190ZM197 173V172H196ZM201 173L202 172H200V175H198V174H196V176H198V178H199V176H200V179L201 178H203V176H204V174L203 175H201ZM214 173V174H215ZM233 173V172H232ZM101 174V173H100ZM169 174H171L170 176H169ZM213 174V175H214ZM227 174H231V173H227ZM234 174H232L231 175V178H230V180L231 179H233L232 178V176H234L235 177V175ZM2 175V174H1ZM0 175V176H1ZM95 175H97V176H95ZM111 175H112V173H111ZM140 175V174H139ZM195 175V174H194ZM228 175V177H230ZM95 176V177H94ZM102 176V175H101ZM100 176V177H101ZM104 176H105V174H104ZM122 176H124L123 174H122ZM138 176V175H137ZM157 176V175H156ZM192 176H193V174H192ZM217 176V175H216ZM2 177V176H1ZM0 177V178H1ZM109 177L112 179L113 177L112 176H110L109 175ZM120 177H121V175H120ZM146 177H147V175H146ZM160 178H161V176H159ZM172 177H173V179H174V175H172ZM171 177V178H172ZM189 177V178H188ZM193 177H195V176H193ZM227 177V178H228ZM102 178V177H101ZM152 177H149V180L151 179ZM158 178V177H157ZM164 178V177H163ZM180 178V179H181ZM235 178H237V177H235ZM240 177H238L237 178V180L239 179ZM242 178H240L241 180H242ZM256 178V179H255ZM106 179V178H105ZM104 179V180H105ZM110 179V180H111ZM114 179V178H113ZM117 179V178H116ZM124 179V178H123ZM129 179V180H130ZM137 179V178H136ZM144 179L145 178H143L142 179V181L143 182H146L147 180L145 179V181H144ZM148 179V178H147ZM240 179H239V181H240ZM252 179H251V181H252ZM99 180V179H98ZM107 180V179H106ZM120 180H122V178H120ZM126 180H127V178H126ZM141 180V179H140ZM229 180V182L231 183H233V181L235 180V181H237L236 179H233V181H230ZM260 180V181H259ZM141 181V182H142ZM183 181H181V182H183ZM189 181H187V182H189ZM228 181V180H227ZM235 181H234V183H235ZM238 181V182H239ZM247 181V180H246ZM253 181V182H254ZM9 182V181H8ZM8 182H7V184H8ZM128 182V181H127ZM149 182V181H148ZM177 182H179V179H178V181ZM237 182V183H238ZM241 182V181H240ZM249 182H250V180H249ZM2 182L0 181V184H1ZM16 183V182H15ZM64 183V182H63ZM133 183H134V180H133ZM229 183V184H230ZM237 183H235L234 185H236L237 186ZM3 184V183H2ZM6 184V183H5ZM17 184V183H16ZM16 184H14L15 186H16ZM22 184V183H21ZM129 184V183H128ZM130 184H131V180H130ZM182 185L184 184V183H181ZM228 184V185H229ZM251 184H253L252 182L250 183V185ZM9 186H10V183L8 184ZM46 185H48V184H46ZM103 185V184H102ZM136 185H137V182H136ZM140 185V184H139ZM141 185H143V183L141 184ZM148 185H149V183H148ZM231 185V189L233 188V186H232V184H230ZM229 185V186H230ZM242 184H239V187L240 188H237V187H235V189H241L242 188V186H241ZM253 185H255V183L253 184ZM35 186H37V185H35L34 184V186L33 187H35ZM45 186V185H44ZM48 186H50V185H48ZM48 186H47V188H48ZM104 186V185H103ZM114 186V185H113ZM116 186V185H115ZM114 186V187H115ZM133 186H135V184H133ZM145 186V185H144ZM1 187V186H0ZM8 187V186H7ZM13 187L14 186H12V188L11 189H9L10 190V192H9V190L8 191H5V192H8V193H11L10 194V201L11 202H8L7 204H6V207H5V209H8V205L10 206V205H15V204H18L19 202V204L18 205H20V206H22V207H25V208H29V210H31L33 213H34V215H35V213L37 212V214L35 215V216H37L38 215V213H39V209L40 208H36V206L35 205H31L29 202H26V200L24 199V196H23V191H22V193L20 194L19 193V195L18 194H14L16 191L13 189ZM17 187V186H16ZM51 187V186H50ZM55 187V186H54ZM54 187H51V188H53V190L52 191H50L49 189L50 188H48V190H47V188L46 187H44V188H42L45 192H46V190H47V193H45V194H47V196H48V194L50 193V192H52V193H55V189L56 188H58V189H56V190H61V187L62 186H60V189H59V187L58 186H56L55 187V189H54ZM118 187H119V185H117V189H115V188H111L110 190H108V191H106V192H101L100 191V193H96L97 195H99L100 197L102 196V198L104 197V198H106V197H108V198H106V200L107 201H109V200H111V199H114V201H116V203L118 204V200H122V199H124L126 196H127V194L130 192V187H128V185H127V183H126V185L124 184V186H120L119 188L120 189H118ZM3 188H5V186L4 187H2V189ZM21 189H22V187H20ZM37 188H39V187H37ZM63 188V187H62ZM65 188V187H64ZM228 187H226V189H227ZM230 188V187H229ZM2 189H0V192H1V190ZM17 190H19V188H16ZM40 189V188H39ZM142 189H143V187H142ZM250 189V188H249ZM38 190V189H37ZM102 191H104L103 189H101ZM183 190V189H182ZM184 190H185V188H184ZM183 190V191H184ZM187 190V189H186ZM193 190V189H192ZM228 190V189H227ZM245 190V189H244ZM20 191V190H19ZM54 191V192H53ZM58 191L56 192V196H57V198H58V196H59V194H58ZM188 191V190H187ZM187 191H186V193H187ZM232 191V190H231ZM234 191V190H233ZM238 191H240V193H242L241 191H243V190H237V192ZM2 192H4L3 190H2ZM39 192H42V194L44 193L43 191H39ZM195 192V191H194ZM225 192H227L226 190H225ZM229 192H230V190H229ZM236 192V191H235ZM60 193V192H59ZM61 193H63V191L61 192ZM103 193V194H102ZM180 193L182 194V191L180 190ZM193 193V192H192ZM191 193V194H192ZM232 193V192H231ZM3 194V193H2ZM39 194H41V193H39ZM45 194H43L41 197H43V196H45L46 198H48ZM58 194V195H57ZM66 194V193H65ZM132 194V193H131ZM198 194V193H197ZM226 195H227V193H225ZM238 194H239V192H238ZM237 194V195H238ZM1 195V194H0ZM52 195V194H51ZM60 195H62V197H60L59 196V198L58 199H64L65 201H67V199L66 198H64L63 196H64V194H60ZM95 195V194H94ZM126 195V196H125ZM129 195V194H128ZM182 195H184V194H182ZM182 195H180V196H182ZM193 195V194H192ZM229 195V194H228ZM236 195V196H237ZM3 196H4V194H3ZM13 197V199H12V197ZM53 196H54V194H53ZM56 196H54V197H56ZM67 196V195H66ZM131 196V195H130ZM130 196H128L127 198H129ZM197 196V195H196ZM235 196V195H234ZM234 196H232V194H231V196L229 195V197L231 198V199H229V204H230V211H232V212H235V210L237 209V208H240V210L242 211H246L247 213H249V215H253L254 217H255V221L257 222V224H258V226L260 227V226H264V196H258V197H256V198H254L253 200H249V197H248V195H246L247 197H245L244 196V198L242 197L241 199H239V202H237V200H235V201H233V199H232V197L234 198ZM54 197H51L50 198V196H49V199H47L48 200V202L47 203H51V205H46V201H45V199L46 198H44V203H45V208H44V206H41V205H38V206H41V209L43 208V211H44V209H46L44 212H42V210H41V212L43 213V215H41V217L39 218V219H41V220H43L44 219V222H41V220L39 221V220H37L38 218L36 217V220L37 221H35V226H36V228H37V232H41V229L43 228L44 229V224H45V222H47V221H49V220H47V218L49 219V217H47V216H45V214H48L49 216H50V218H51V216H53V215H50L49 213H50V210L52 211V207H54L53 208V211L52 212H54L55 211V216H56V214L57 213H59V214H61V215H59V214H57V215H59V216H57V220H59L60 221V219L61 218H58V217H62V216H64V215H62V214H64V213H66L67 215H68V212H69V210L68 209H66V207H67V205H66V203L65 202H63L62 200V203L61 202H57L58 204H56V201L55 200H58V199H54ZM122 197H124V198H122ZM193 197H194V195H193ZM2 198H5V201H6V198H8V194H6L5 193V197H2ZM54 199V201H52L53 199ZM111 198V199H110ZM122 198V199H121ZM126 198V199H127ZM116 199V200H115ZM130 199H131V197H130ZM132 199H135L134 198V196H133V198ZM60 200H58V201H60ZM102 201H103V199H101ZM50 201V202H49ZM54 202V204L56 205V206H53V203L52 202ZM105 201V200H104ZM107 201H105V202H102L103 203V205L107 202ZM112 201L113 200H111V201H109L108 203H109V205L106 203V205L108 206V207H110V202L112 203ZM113 201V202H114ZM123 201V200H122ZM122 201L121 202H119V203H122ZM127 201H128V199H127ZM7 202V201H6ZM124 202H125V200H124ZM237 202V203H236ZM68 203V202H67ZM98 203H100V200H99V202ZM102 203H101V205H102ZM185 203H186V201H185ZM113 204V203H112ZM116 204V205H117ZM42 205H43V203H42ZM100 205V208L102 207L103 209L105 208V209H107V206L106 205H104V206H101ZM137 205V204H136ZM139 205V206H138ZM138 205L134 208V215L137 213V211L139 212V210H140V204L138 203ZM50 206H52V207H50ZM58 206V207H57ZM112 206V205H111ZM117 206H120V204L119 205H117ZM117 206L114 208V205H113V207L112 208H114L113 210H116V209H119V208H117ZM121 206H123V204L121 205ZM120 206V207H121ZM128 206V205H127ZM188 207L187 208H189V206H191V205H187ZM57 209H56V208ZM180 207H183V206H180ZM38 209V211H36V209ZM60 209V211H58L59 209ZM112 208H110V209H112ZM184 208H186V206L184 207ZM186 208V209H187ZM64 209H66V211L68 210V212H64L63 213V210ZM83 209H84V207H83ZM83 209H82V211H83ZM97 209H98V206H97ZM102 209V210H103ZM109 209V210H110ZM121 209H124V208H120L118 211L120 212V210ZM126 209H127V207H126ZM58 212H57V211ZM101 210V209H100ZM36 211V212H35ZM98 211H99V209H98ZM97 211V213H101V214H99V216H101L102 215V220L101 221H103L104 223H105V220H106V216L108 217V216H114V214H115V216L118 214V212H116V213H112V211H111V213H108L109 215H105V217H104V213H106L108 210H106V212H104L105 210H103V213H102V211H99L98 212ZM117 211V210H116ZM178 211V210H177ZM51 212V213H52ZM57 212V213H56ZM61 212V213H60ZM109 212V211H108ZM140 212H141V210H140ZM179 212V211H178ZM45 213V214H44ZM231 213V212H230ZM259 213H260V215H259ZM41 214V213H40ZM53 214V213H52ZM110 214H112V215H110ZM139 214V213H138ZM137 215V214H136ZM39 216V215H38ZM45 216L46 217V219H45V217L43 218V217ZM55 216H53V219L55 218ZM43 218V219H42ZM100 218V217H99ZM104 218V219H103ZM52 219V218H51ZM108 219V218H107ZM47 220V221H46ZM55 220V219H54ZM63 220V219H62ZM233 220V219H232ZM54 223V222H56V221H53V220H50L48 223ZM100 222V221H99ZM98 222V223H99ZM64 223V222H63ZM103 223V224H104ZM41 224V225H40ZM60 224V226H61V223L60 222H58V223H56V224H54L55 226H57V225H59ZM102 223H101V225H103ZM256 225V224H255ZM54 226V227H55ZM66 225H64V224H62V227H63V231L65 230V232L67 233V231L68 230H66V229H64V228H67V227H65ZM42 227V228H41ZM50 227H53V225L52 226H50ZM50 227H48L47 226V228H50ZM59 227V226H58ZM39 228H41V229H39ZM45 228H46V224H45ZM61 228V227H60ZM263 229L262 230H264V227H262ZM59 228H57L56 230H58ZM48 230H50V229H48ZM53 230L54 229H52V233H53ZM62 230V229H61ZM51 231V230H50ZM43 233L42 234H45L46 235V232H44V231H42ZM60 232H62V231H60ZM60 232L58 233V231L57 232H55V233H53V235L54 234H56V233H58L59 235H60ZM48 233V232H47ZM50 233V232H49ZM63 233V232H62ZM61 233V235H65L64 233L62 234ZM228 234V233H227ZM49 235V234H48ZM51 235V234H50ZM57 235V234H56ZM60 235V236H61ZM223 235V234H222ZM222 235H219V236H221V237H223ZM59 236V237H60ZM56 237H58V235L56 236ZM216 237V236H215ZM67 240H68V238L67 237H65ZM64 237H61V239H62V241H66L67 242V240H63V239H65ZM138 238L139 237H137V236H135L134 237V239L135 240H138ZM219 238V237H218ZM229 238V237H228ZM215 239V238H214ZM221 239H223V238H221ZM227 239V238H226ZM237 239V238H236ZM223 240H225V239H223ZM232 240H233V238H232ZM259 240H263V242H264V237H258L257 238V241H259ZM233 241H235V239L233 240ZM255 242L254 240H248V241H246L245 243H246V245H248L249 247H250V245H252V246H254L255 244H259V242ZM222 242V241H221ZM220 242V243H221ZM238 242H240V240H237V243H230L229 245H228V247L227 246H225L228 242L225 240V241H223V243H225V245H224V247H227V248H225V249H228L229 251V253H230V251L231 252H236V253H241L242 251V249H241V247H237V245H238ZM32 243H34V242H32ZM31 243V246L33 245ZM219 243V242H218ZM217 243V244H218ZM231 246V247H230ZM21 249H18V251H16L19 255H22L23 253H24V247H25V245H21ZM26 247H27V245H26ZM221 249H224L223 247L221 248ZM245 249H247L246 247H244V249L243 250H245ZM239 250V251H238ZM238 251V252H237ZM227 252V253H228ZM238 253V254H239ZM54 254V253H53ZM235 254V253H234ZM229 255V254H228ZM231 255V254H230ZM240 256V255H239ZM235 258V257H234ZM233 258V259H234ZM238 258V257H237Z\"/></svg>","mask_w":264,"mask_h":264}]
</instances>
